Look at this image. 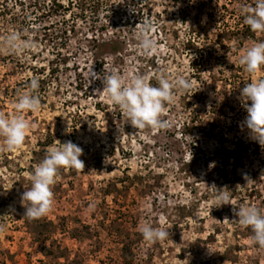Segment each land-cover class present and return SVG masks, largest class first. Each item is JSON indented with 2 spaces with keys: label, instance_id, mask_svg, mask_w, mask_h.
<instances>
[{
  "label": "rangeland",
  "instance_id": "1",
  "mask_svg": "<svg viewBox=\"0 0 264 264\" xmlns=\"http://www.w3.org/2000/svg\"><path fill=\"white\" fill-rule=\"evenodd\" d=\"M245 4L254 0H0V113L32 125L20 148L0 151V264H264L235 211L264 209V147L240 97L264 67L239 63L264 33L245 24ZM148 19L151 55L137 40ZM12 32L32 47L5 52ZM113 72L153 86L185 76L192 88L165 105L166 127L137 129L103 90ZM33 79L41 108L17 113ZM69 140L84 169L60 168L52 211L29 219L31 174ZM219 191L233 205L215 207ZM145 223L169 238L146 243Z\"/></svg>",
  "mask_w": 264,
  "mask_h": 264
},
{
  "label": "clouds",
  "instance_id": "2",
  "mask_svg": "<svg viewBox=\"0 0 264 264\" xmlns=\"http://www.w3.org/2000/svg\"><path fill=\"white\" fill-rule=\"evenodd\" d=\"M241 14L244 22L253 32L264 33V0H254L253 5H242ZM154 23L150 19L143 22L138 29L137 40L145 55L156 51V41L149 33L154 30ZM32 47L29 41H21L16 32H12L5 39L4 51L19 54ZM239 63L249 73H256L264 67V41L251 44L239 57ZM98 78V77H97ZM104 89L114 105L137 129L145 127L164 128L166 123L161 119L166 104L175 102V91L187 92L192 88L191 80L185 76L175 79L161 77L159 86L150 84L147 77L136 75L125 81L118 73H111L103 78ZM39 88V81L33 79L29 90L18 95L14 102L17 113L38 112L41 101L35 93ZM240 97L248 115L244 125L250 131L252 139L264 147V78L254 79L246 83L241 89ZM250 102V103H249ZM32 125L22 115L7 116L0 113V151H13L20 148L26 134ZM82 148L72 141L59 143L47 149L45 158L35 167L30 176L31 187L22 193L21 200L26 208L24 216L38 219L46 216L54 207L53 186L60 168L84 169L80 159ZM215 207L232 203L231 192L219 191L216 194ZM241 226L250 227L254 233L252 239L260 247H264V209L257 205H241L235 209ZM2 230V229H0ZM140 232L148 244L165 241L170 234L164 227H154L145 223Z\"/></svg>",
  "mask_w": 264,
  "mask_h": 264
},
{
  "label": "trees",
  "instance_id": "3",
  "mask_svg": "<svg viewBox=\"0 0 264 264\" xmlns=\"http://www.w3.org/2000/svg\"><path fill=\"white\" fill-rule=\"evenodd\" d=\"M109 41H110L111 44L115 43V42L112 41V40H109ZM102 44H103V43H101L100 45H102ZM116 49H117V48H113L112 50H113V51H116ZM111 52H112V51H111Z\"/></svg>",
  "mask_w": 264,
  "mask_h": 264
}]
</instances>
